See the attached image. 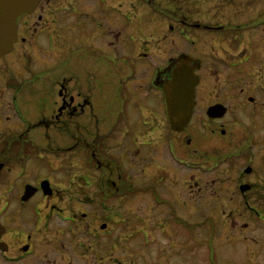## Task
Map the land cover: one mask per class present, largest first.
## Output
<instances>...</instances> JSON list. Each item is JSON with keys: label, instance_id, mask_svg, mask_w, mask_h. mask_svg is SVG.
<instances>
[{"label": "rangeland", "instance_id": "obj_1", "mask_svg": "<svg viewBox=\"0 0 264 264\" xmlns=\"http://www.w3.org/2000/svg\"><path fill=\"white\" fill-rule=\"evenodd\" d=\"M149 1L150 3H144L143 0H110L112 5L116 4L119 7V13L105 9L104 16L100 19L73 16V22L77 20L84 22L82 30L78 29V32L81 30L85 36L96 30L97 21L105 26V30L101 32L103 38H98L102 42L96 41L94 46L85 49H82L84 37H80L77 31L66 30L65 27L61 29L63 34L60 37L54 25L36 35L34 42L40 52L46 49L41 45H44V39L49 37L55 42H66V36L79 38L77 43L72 44L74 45L72 46L74 52L72 83L86 94L90 105H85L82 114L73 116L72 137H69L57 124L46 127L34 126L42 118L39 111L44 103L45 117L49 118L53 113L49 110V101H46V97L32 96L31 91L28 96L26 91L17 92V105L22 112L24 118L22 119L11 103L14 92L7 90L6 87L8 81L19 83L25 72L40 67L54 71L53 74L47 72L46 75L40 76L38 81L40 84L48 83V77H58L61 73L66 75L64 57L55 60L54 53L51 52L40 57L37 49L31 48L30 40L25 43L18 41L11 52L0 57V92L10 104L6 111L10 116L8 122H3L6 117L0 119V130L5 124L4 132H0V144L4 138L17 136L25 128L32 126L27 132V137L43 148L39 149L42 150L41 158L35 151L24 164L12 161L2 168L0 209L3 204L1 201L5 200L2 195L3 190L17 188L24 179L34 178L35 174H51L54 175L51 179L56 184L55 188L60 190V196L71 195L75 191H78L80 196V193L82 195L83 191L88 190V199L91 200L93 197L94 202L89 203L87 211L95 214L96 224L108 220L110 222L108 225L114 227L115 221L110 220L108 216L112 213L118 214L119 221L117 220V228L114 232L121 238L114 246L110 244L108 249L114 253L119 252V258L109 260L105 255L101 259L104 264H264V219L262 218L264 216L262 212L264 211V150L260 149L259 143L249 144V138H243L241 142L237 140L228 142V138L219 140L212 138L211 135H204L207 124H199L197 120L199 115H196L193 125L188 130L189 135L194 133L197 138L201 137L197 140L203 146L208 148L214 146L213 148H218L222 155L234 153L242 148L244 153L231 157L234 159L229 163L228 170L224 169L226 163L230 162L228 160L226 163L196 164L195 169L179 163L175 159L178 155L191 161L194 159L186 155L185 151L183 153L184 134L175 133L170 128L161 105V89L155 84L156 75L163 74L167 58L172 57L175 60L180 51L193 54L203 50L207 52L206 57H210L212 54L216 55V52L224 56L227 54L226 50L237 53L235 50L239 49L240 53L244 51L249 56V61L252 63L250 67L253 66L255 72L258 67L264 70V62L263 64L260 62L258 53L264 30L262 31L263 27H255L257 21H264V0H168L169 5L173 6L188 25L180 31L182 36L176 31V26L173 27L174 31L169 29V26L176 25L177 21L170 20L169 26H164L158 21L162 16L161 12H167L163 11L161 6L167 3V0ZM177 3H180L178 8ZM164 8L169 6L164 5ZM61 23L63 26L64 21ZM196 23L240 27L230 30V33L213 30L205 32L191 26ZM114 31L118 34L115 35ZM23 34L22 32L21 35ZM26 36L29 38V34ZM232 46L238 48L234 49ZM141 52L147 54H140ZM59 54L64 55L61 52ZM92 59L100 63V71L103 74L101 90L90 83L86 87L87 79L84 77L86 71L82 65L91 62ZM50 60L49 63H43ZM207 83L211 88L212 79L209 76ZM75 93L76 91L74 96ZM244 119L247 125L243 124L246 126H250L254 121L250 117ZM144 121L146 123H143ZM256 121L259 126L257 127L255 123L254 127L258 137V133L264 132V127L260 126L259 120ZM244 125L242 128L238 124H228V128H232L235 133L245 134ZM128 128L131 132L129 130L128 137L120 146L119 142L123 141V136L119 135ZM145 130L150 132L141 133ZM162 134L164 138L161 145ZM97 137L101 139L100 146L97 144ZM135 137H138L137 144L133 142ZM81 138L94 143L96 156L102 155L103 158H108V155L116 156L117 151L124 150L123 146L131 147V150H126V158L124 156L122 159L118 158L123 166L127 165L128 169L124 172L131 174L134 182L136 180L133 184L140 190L121 197L109 196L106 197L107 200L97 198L93 191L101 184L99 174L102 172V167L98 170L95 167L88 168L84 153L90 154L92 149L85 150L82 140L77 142ZM172 140L176 141V147ZM67 141L73 144L71 153L69 147L66 148ZM140 141H147L149 144L142 145ZM100 149H103L104 153ZM148 151L149 155H147ZM110 164L112 166L111 161ZM246 165L252 168L251 173L246 176L255 186L253 192L249 194L250 203L262 211H259L258 215L254 213L255 221L247 219L251 221L247 228L242 230L233 228L229 231L224 220L230 217V214L236 216L246 209L241 197L233 194L235 174ZM68 167L72 168L68 169ZM64 172L72 178L60 174ZM88 172L91 173V177L86 186L82 181L77 180L75 174ZM108 172L112 173L113 177L116 176L115 167ZM190 175L193 177L195 175L200 185L207 184L206 190H197L198 186L194 178L189 180ZM160 176H162L161 183L156 184L159 198L155 200L152 192L144 191V188L149 181ZM109 193H112V189ZM99 199L106 202L103 203L104 210L98 205ZM66 204L67 199L62 206ZM227 214L229 215L226 216ZM43 220L42 218L41 222ZM209 237L212 239L209 240Z\"/></svg>", "mask_w": 264, "mask_h": 264}, {"label": "flooded vegetation", "instance_id": "obj_2", "mask_svg": "<svg viewBox=\"0 0 264 264\" xmlns=\"http://www.w3.org/2000/svg\"><path fill=\"white\" fill-rule=\"evenodd\" d=\"M110 0H38L35 7L29 12L21 14L17 19L18 24V41L26 42L30 40L29 44L33 50L38 51L40 57L54 53V59H61L64 57V65L66 67V75L62 73L58 77H48L49 82L40 84V76L46 75L47 72L53 74L54 71L50 69L36 68V70H31L30 72H25L24 76L21 77L19 83L8 81L6 84L7 90L14 92L12 97L13 102L11 103L15 106L14 110L20 115L22 119V112L19 111L17 105V92L21 90L26 91L27 96L30 95V91L34 95H42L46 97V101H49V110L53 113L50 114L49 118L45 117V103L42 105L39 114L42 118L37 121L34 126H43L57 124L60 128L72 137V118L73 116H78L84 112L86 104H89V98L85 96L86 94L81 92L80 87H75L73 82V57L74 52H72L73 43H77L79 38H72L71 36H66V42H55L52 37L49 39H44V45H41L44 49L39 51L38 45L35 44L34 39L39 32L47 30L50 26H55V31L57 34H63L61 30L65 27L68 31H77L83 28L84 22L77 20L73 22V16H86L90 18L100 19L104 16L105 9L114 10V13L120 12V9L116 4L112 5ZM144 3H150L149 0H143ZM164 5L169 6V8H164ZM180 3H177V8ZM161 11L162 16L158 18L164 26H169V22H175L176 25L172 24L169 26L171 31L176 26V31L179 32L184 30L188 25L184 22V18L177 13L173 6L167 3H163ZM117 15V14H116ZM67 19L65 23L64 17ZM62 21L64 25L62 26ZM100 22V21H99ZM95 24V29L93 32L89 33V36H85L84 33L78 32L80 37H84V43H82V49L88 46H94L96 41H100L98 38H103V30L105 26L102 24ZM192 27L199 31L207 32H225L230 33V30L234 28H239L240 26H210L206 23H196L191 24ZM258 27H263L264 21L257 23ZM24 33L21 35V33ZM115 35L118 32H113ZM29 34V38L26 36ZM182 36V34H180ZM68 37V38H67ZM65 38V37H64ZM262 41L259 46V59L263 64L264 62V33L261 36ZM16 42V43H17ZM238 42V41H236ZM16 43L14 45H16ZM239 44V43H236ZM234 49L238 46H232ZM59 48L58 50H56ZM13 50V49H12ZM49 50V51H48ZM236 49L234 52L226 50L224 56H221L217 52L216 55L212 54L210 57H206V51L201 50L199 53H189V55L194 58L190 63L194 66V73L198 76V82L195 85V103L193 107L192 116L181 130L174 131L175 133L182 132L183 141L185 144L184 151L186 155L191 156L194 160H190L184 156L178 155L175 158L179 163L185 164L190 169L197 168L196 164L207 165V164H217L218 162H227L225 170H228L229 163L234 158L244 153V148L234 153L220 154L218 148H208L201 144V137L197 138L194 133L189 135V128L193 125L196 115L199 124H207L205 128L207 131L204 135H211L214 139H225L228 138V142L231 140H237L241 142L242 139H250L249 144L254 145V143L260 144V149L264 150V132L258 133V137L255 134L256 129L254 124L264 127V70L260 67L257 68L255 72L252 63L249 61V56H247L244 51L240 53ZM63 53L61 56L59 53ZM182 51L179 52V54ZM140 54H147V52H141ZM178 54V55H179ZM177 55V56H178ZM176 56V57H177ZM52 60V61H55ZM172 57L167 58L168 62L172 61ZM50 61H43V63H49ZM59 65V64H58ZM61 65V64H60ZM82 66L85 67V79L86 87L90 84L96 86V89H100L103 85V74L100 71V63L96 59H92L91 62H86ZM63 68L62 66H58ZM250 67V71H249ZM58 68V69H59ZM56 69V68H55ZM262 69V71H261ZM259 74V75H256ZM63 75V76H62ZM169 73L163 71V74L156 75L155 84L158 88H162L164 82L168 78ZM212 79L211 88L208 87L207 77ZM94 90V89H92ZM101 90V89H100ZM74 91H76L74 96ZM0 119L6 117L3 122H8L9 115L7 114V107H10L8 100L6 101L5 95L0 92ZM5 100V101H4ZM21 103V102H19ZM22 104V103H21ZM90 105V104H89ZM161 105L163 107L164 114L166 115V107L163 93L161 94ZM220 105L223 108V112L210 116L208 114V109L212 106ZM45 117V118H44ZM250 117L254 120L250 126H246L245 119ZM167 119V116H166ZM2 121V120H1ZM25 122V121H24ZM201 122V123H200ZM27 123V122H26ZM143 123H146L144 121ZM245 123L246 125H244ZM228 124H238L243 128L245 126V134L242 132H233L232 128H228ZM4 126H1L0 132H4ZM32 126H28L20 133L8 136L1 141L0 144V176L1 170L4 166L9 165L12 161L19 162V164H24L25 160L31 156V154L36 153L37 156L41 158V151L43 149L38 144L31 142L27 137V132ZM152 127V126H150ZM149 127V129H150ZM29 128V129H28ZM129 130L126 129L119 136H123V141L119 142L122 146L125 139L129 135ZM150 130H145L141 133H149ZM165 133V132H164ZM136 135V133L134 132ZM142 135V134H141ZM137 135V136H141ZM194 136L196 139H194ZM200 136V135H199ZM98 137H101L98 135ZM98 139V145H101V139ZM193 137V138H192ZM135 137L133 139L134 144L136 143ZM164 134L161 135V145L163 143ZM86 138L79 139L85 144V150L91 148L90 154L88 152L85 155L86 165L89 167H95L97 170L102 167V172L99 174V188L93 191L97 198H102L107 200L106 197L116 196L121 197L124 195H131L132 193L140 190L138 186L134 185V180L131 178L130 173L124 172L128 167L123 166L119 158H126V150H131V147L123 146V151H117L116 156L108 155V158H103L101 156H96L94 151V143H89ZM198 139V140H197ZM174 141V146L176 147V141ZM95 142V139H94ZM169 142V141H168ZM167 142V144H168ZM66 148L69 147L70 153L73 149V144L70 141L66 142ZM118 144V142H117ZM140 144H149L147 141H140ZM37 145V146H36ZM182 149V146H180ZM119 149H122L119 147ZM104 153L103 149H100ZM139 153H141L140 148H138ZM100 154V152H99ZM179 154V153H178ZM149 155V151L147 153ZM102 157V159H101ZM119 157V158H118ZM212 160L211 162H209ZM112 162V166L110 164ZM191 161V162H189ZM131 162V161H130ZM208 162V163H206ZM115 167L116 176L113 177L112 173L108 172L109 169ZM72 167H68V169ZM52 169H56L52 167ZM248 169V171H246ZM252 168L246 165L243 169L239 170L235 174L234 178V193L239 195L245 206V211H240L236 216L234 214H227L224 223L228 226L229 231L233 228L242 230L250 226L251 221H255V215L261 212L256 206L251 205L249 194L254 190V182H252L246 175L251 173ZM69 172V171H68ZM67 175V172L60 173ZM58 174V176L60 175ZM71 175V173L69 172ZM90 174H75L77 180L82 181L86 186L89 184ZM68 176V175H67ZM70 177V176H68ZM54 175L47 174H35L34 178H26L17 188H8L3 190V199L1 202L2 207L0 209V224L2 225V233L0 234V264H104L103 259L106 257L110 260L111 258H119V252L114 253L108 249V246L112 244L113 246L116 241L121 238L119 234H115V228H117V220L119 221L118 214H109L108 218L115 221L113 226L108 225L110 223L108 220L101 221L96 224L95 214L87 211V206L89 203H93V197L91 200L88 199L89 192L86 189L83 191L80 197L78 191H75L71 195L60 196L59 189L55 188L56 184L52 182ZM57 178V177H56ZM72 178V177H70ZM194 178L195 184H197V190L205 191L207 184L203 183L200 185L198 178L189 176V180ZM162 176L154 180L149 181L144 188V191H151L155 200L159 198V192L156 188V184L161 183ZM46 180L48 186L43 188L41 183ZM133 181V182H132ZM158 181V182H157ZM30 184L34 187L33 193L24 197L25 186ZM221 184H223L221 182ZM246 185L247 188L242 190L241 186ZM112 189V193L109 190ZM108 190V192H107ZM229 191V190H228ZM81 192V191H80ZM232 193V191H231ZM112 194V195H111ZM56 197V198H55ZM231 197V196H230ZM55 198V199H53ZM59 198V201H57ZM67 199V204L62 206V203ZM100 203V204H99ZM103 200L99 199L98 205L103 208ZM61 204V205H60ZM67 210V211H66ZM104 210V208H103ZM230 211V210H229ZM264 212V211H262ZM264 214V213H263ZM44 219L41 222V219ZM264 219V216L262 217ZM250 219V220H247ZM211 222V221H210ZM112 235V236H111ZM106 236V237H105ZM111 236V237H109ZM211 240L212 238L209 237ZM112 254V255H111Z\"/></svg>", "mask_w": 264, "mask_h": 264}, {"label": "water", "instance_id": "obj_3", "mask_svg": "<svg viewBox=\"0 0 264 264\" xmlns=\"http://www.w3.org/2000/svg\"><path fill=\"white\" fill-rule=\"evenodd\" d=\"M38 0H0V57L7 54L17 41V17L32 10ZM191 57L180 54L177 59L166 67L169 73L162 89L164 93L166 112L170 126L174 130H180L186 125L193 111L195 84L198 77L194 73V66L190 63ZM220 105L208 109V114L214 116L219 113ZM220 109V113L223 112ZM248 171V169L246 170ZM43 188L48 186L46 180L41 183ZM242 185L241 189H246ZM34 187L30 184L25 186L24 197L33 193ZM2 225L0 224V234ZM1 246V245H0Z\"/></svg>", "mask_w": 264, "mask_h": 264}]
</instances>
